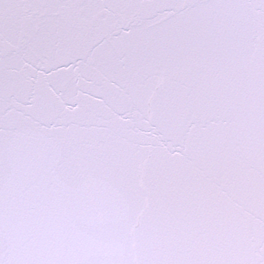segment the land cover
Here are the masks:
<instances>
[{
	"label": "snow or ice",
	"instance_id": "6c2138e0",
	"mask_svg": "<svg viewBox=\"0 0 264 264\" xmlns=\"http://www.w3.org/2000/svg\"><path fill=\"white\" fill-rule=\"evenodd\" d=\"M0 264H264V0H0Z\"/></svg>",
	"mask_w": 264,
	"mask_h": 264
}]
</instances>
